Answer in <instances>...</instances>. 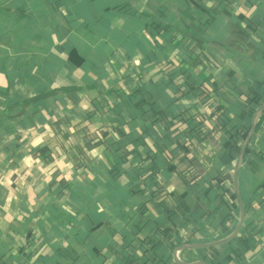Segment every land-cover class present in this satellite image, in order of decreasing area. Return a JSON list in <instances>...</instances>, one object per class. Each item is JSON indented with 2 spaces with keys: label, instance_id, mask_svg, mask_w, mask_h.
I'll return each mask as SVG.
<instances>
[{
  "label": "crops",
  "instance_id": "0c3cea01",
  "mask_svg": "<svg viewBox=\"0 0 264 264\" xmlns=\"http://www.w3.org/2000/svg\"><path fill=\"white\" fill-rule=\"evenodd\" d=\"M257 89L264 0H0V264H178L228 237ZM239 188L240 234L180 260L264 264V119Z\"/></svg>",
  "mask_w": 264,
  "mask_h": 264
},
{
  "label": "water",
  "instance_id": "95a60500",
  "mask_svg": "<svg viewBox=\"0 0 264 264\" xmlns=\"http://www.w3.org/2000/svg\"><path fill=\"white\" fill-rule=\"evenodd\" d=\"M263 114H264V100L262 101V103L257 107V109L254 112V115L252 117V121L250 124V128H249L248 133L246 135V138L243 142V145L240 149L238 159H237L236 164H235V169L233 172L234 189H235L236 197H237L238 204H239V210H240V216H239L237 227L228 237L221 239V240H218V241H213V242H209V243H195V244L192 243V244L181 245L180 247H178L175 250L174 258H175L176 263H178V264H207L206 262L188 263V262L182 261L179 259V253L182 252L183 250H186V249H209V248H213V247L222 246V245L232 241L233 239H235L240 234L242 227H243V224H244V221H245L246 209H245V204H244V201H243V198L241 195V191L239 188V173L241 170L242 162H243L245 155H246V151L249 147V144L251 143L252 138L255 135V132L257 130V127L260 123V120H261Z\"/></svg>",
  "mask_w": 264,
  "mask_h": 264
},
{
  "label": "trees",
  "instance_id": "16d2710c",
  "mask_svg": "<svg viewBox=\"0 0 264 264\" xmlns=\"http://www.w3.org/2000/svg\"><path fill=\"white\" fill-rule=\"evenodd\" d=\"M170 63L171 61L170 60H164V61H161L158 65L156 63H150L151 66H159V72H162L163 70L167 69L169 66H170ZM156 64V65H155ZM170 85V83H169ZM177 86H179L177 84ZM181 91L184 90V88H180ZM187 94V93H186ZM257 94L259 95V97L257 96L256 99H254L253 101H251V104H252V107H253V110L261 103V101L264 99V93H262L260 90L257 89ZM264 119V114L260 120V123L257 127V130L260 128V124L262 123ZM249 130V125L248 127L246 128V130H242V132L240 133L242 135V139H244L247 135V132ZM183 131V128H180V125L177 126V128H174V133L175 134H179ZM200 135L203 136L205 135V132L204 131H200ZM139 169V168H138ZM140 170V169H139ZM181 175L182 177L188 182V183H194L198 177H199V174L197 173V171L193 168V167H190V168H187L183 171H181ZM157 191L154 190L153 193H156ZM162 235V231L159 230V232L153 234V237H151L150 240H146L145 241V244H148L149 245V242H151L152 240H154L155 238L158 239L159 236ZM153 238V239H152ZM155 239V240H157Z\"/></svg>",
  "mask_w": 264,
  "mask_h": 264
}]
</instances>
